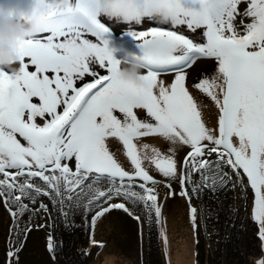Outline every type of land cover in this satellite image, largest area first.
Returning a JSON list of instances; mask_svg holds the SVG:
<instances>
[{
  "label": "snow or ice",
  "instance_id": "1",
  "mask_svg": "<svg viewBox=\"0 0 264 264\" xmlns=\"http://www.w3.org/2000/svg\"><path fill=\"white\" fill-rule=\"evenodd\" d=\"M164 2L145 0L128 33L140 48L142 87L117 78L121 62L110 47L111 30L123 25L111 13L99 15L94 0H80L71 25L50 26L25 41L15 71H0V198L15 237L9 264H18L27 233L44 226L33 224L37 213L58 214L69 234L62 247L74 242L78 213L94 229L121 210L141 234L144 225L151 232L162 223V206L161 181L150 170L169 190L178 186L194 230L193 194L229 182L250 188L264 242V0H210L207 12L187 11L171 25L141 19ZM211 106L217 121L209 127L203 110ZM145 138L167 141L171 154ZM113 141L125 161L111 150ZM47 249L55 259L51 234Z\"/></svg>",
  "mask_w": 264,
  "mask_h": 264
},
{
  "label": "rangeland",
  "instance_id": "2",
  "mask_svg": "<svg viewBox=\"0 0 264 264\" xmlns=\"http://www.w3.org/2000/svg\"><path fill=\"white\" fill-rule=\"evenodd\" d=\"M5 1L12 2L15 0ZM124 56L129 57L127 54H125ZM209 68L210 67L208 66V69ZM212 71L213 68L209 70V73H211ZM193 94L197 95L195 90H193ZM207 103L211 105L210 101H207ZM207 116L210 117L209 122L207 121L206 117H203L206 122V125L209 127L214 126L217 121L216 109L214 106L210 107V111ZM143 141L148 143L150 145V148L155 147L164 155L171 154L168 151V148L164 147V141L160 142L158 145L153 141V138H145ZM110 147L119 160H126V157H124L122 151H120V149H122L120 145L112 142ZM184 151L185 149L183 147L178 149V159H180ZM128 170L130 171L131 169L129 168ZM150 172L155 179L161 181V183L156 186V190L159 193L158 203L162 206L161 225L154 224L151 232H149L147 225H144L143 232L141 234V225L136 220H134L132 217L127 216V214L123 213L121 210H113L111 213L106 214L105 217L102 218V221L105 222H102L101 224L97 225V229L103 233V238H101L103 239V242L99 243V246L103 245V252L101 251L100 254H96L95 256H93V258L90 260L91 264H147L148 260L146 256V250H148L152 256L150 264L158 263V258H160L162 264H260L261 261H264V242L259 239V226L255 223L252 218L254 194L251 192V190L249 195H245L244 192L242 194L237 195L238 206H236V208L229 209L230 211L228 210L227 204L224 200H221L220 204L213 206L212 201L210 199L211 197L207 196L208 192H205L206 189L200 192L199 195L193 194L192 206L197 209L196 215L199 225V229L194 230L190 220L189 202L186 198L180 197L178 186L174 185V188L172 190H169L165 186L167 181L162 176H160L155 171L150 170ZM191 187L192 185H188L189 190L191 189ZM208 189L210 190V188ZM245 190L246 189H244V191ZM170 191H174L175 195H169ZM229 198L230 196L226 199L227 203ZM234 199H236V197L233 198V200ZM128 206L131 207V205ZM202 206H205L203 207V209H222L225 214L222 212L221 216H229L231 214L232 216L230 219V224L232 226L225 227L224 223L222 222V227H218V230H216L217 232L219 231V235L213 233V236L211 237V233L209 230L212 225L210 226V224H208V227L206 229L204 228L206 224L203 222V218L204 216H206V212H204L203 216L201 212ZM0 208L1 212L3 208L5 209V216L8 220L12 221L10 226L13 230L12 215L9 210L4 207V204L1 200ZM213 211L215 212V209ZM137 214H139L138 211ZM215 215H208V220H214ZM242 218H244V220L248 222V226H250V224L255 225L257 229L256 237L258 240V248L253 245V238L249 237V239L245 241L244 249L241 252V249L237 248V246L241 243L242 239L247 238V235L242 238H237L238 244L235 247V256H240L243 253V261H245V263L240 258L239 260L235 259L233 260V262H228L226 258V250H228L226 244L228 241L231 240L227 239L226 236H221L225 232H228L227 236H229V234L234 235L236 233V230L234 229H237L235 226L239 225V220ZM7 219L6 222L9 225L10 221H7ZM23 220L27 222L24 217ZM79 221L81 222V224L83 223L82 217L79 218ZM41 223L44 225V222H40L38 220V217L36 216L34 219V224ZM0 224L1 260L3 254L2 240L6 239L5 233L7 231V225H5L4 220H0ZM24 225L25 223L20 222L21 228H23ZM232 227L234 229H231ZM80 230L82 231V226L80 227ZM54 232L55 241L56 244H58L57 235L63 232V229L61 227H57L54 229ZM161 232L164 233L163 236L161 235ZM250 235L253 237L252 232H250L249 236ZM165 237L167 243H165ZM199 239H204L205 244L210 249L205 250L206 248L202 247L199 242ZM47 242L48 237H46L43 232L39 234L34 230L28 232L26 240H24L23 247L19 251L21 254L18 256V258H20L21 264H44L42 262L43 259L45 260V262L48 261L45 257L46 255L48 256V259L51 260L47 249ZM77 242L84 243V238L80 236L76 240H74L71 246L66 248L64 254L68 257V259L75 258L77 260H80V263L78 264H83L82 260L80 259V255L75 254V247L77 245ZM141 245H144L147 249L145 247H141ZM156 246L158 248L159 256L156 253ZM184 246H186L187 248L185 257L182 256L181 252ZM143 249H145V256H142ZM211 252L212 255H214V252H217L216 258L211 256ZM220 253H223V262L221 259H219ZM68 259H60L58 260V262L59 264H68ZM110 259L111 261H109ZM2 263L9 264L8 257L3 259ZM46 264L57 263L50 262Z\"/></svg>",
  "mask_w": 264,
  "mask_h": 264
},
{
  "label": "clouds",
  "instance_id": "3",
  "mask_svg": "<svg viewBox=\"0 0 264 264\" xmlns=\"http://www.w3.org/2000/svg\"><path fill=\"white\" fill-rule=\"evenodd\" d=\"M27 2L28 7L22 13L18 12L14 7L0 4V71H15L13 66L18 63L17 52L25 41L36 38L41 33H44L50 26L67 27L71 25L78 14L80 0H27ZM144 3L145 0H94L93 7L98 10L99 15L103 16L107 13H111V18L117 23H135L138 13L143 10L142 4L144 5ZM209 6L210 0H165L163 4H153L151 6V15L143 16L141 19H147L151 23L158 25H171L181 18L185 12H207ZM143 71L142 65L133 60L128 63L121 62L116 75L119 80L125 83L132 84L136 87H142L144 85V81L141 79ZM36 216L40 222H44V226L39 228L33 227L32 230L38 234L43 232L46 237L51 234L55 244L54 229L57 227L63 229V232L57 235V252L55 259H53L55 261L57 260L56 262H58L59 257L68 259L64 254L67 247H62V245L66 244L69 240V234L60 222L58 214L53 210L51 216H49L48 213H40L36 214ZM35 217H33V224ZM80 217L81 215L79 213L75 216V220L79 227L74 230V240L81 236L84 238V243L77 242L75 254L80 255L83 264H91L90 260L93 256L88 254L96 255L100 254L101 251L103 252V248L101 250L99 246V243L103 242V239H101L103 238V233L97 229V225L105 221H102V218L99 219L97 225L93 229L92 226L89 225L90 219L87 223L83 222L81 224L79 221ZM24 218L28 221V217L24 216ZM20 222L26 223L23 217ZM81 226L82 231L80 230ZM6 229L8 231L10 228L6 226ZM236 233L238 232L236 231ZM245 233L248 234L247 232ZM212 236L213 234H211V237ZM244 236L243 234L242 237ZM93 239L96 241V244L90 242ZM199 242L202 247L206 248L205 250L210 249L205 244L204 239H199ZM2 245L4 248V239L2 240ZM227 245H229V243ZM141 247L144 248L145 246L141 245ZM147 251L148 250H146V256L148 255L147 264H150L148 259L150 253L149 251L147 253ZM48 253L52 256L50 252ZM156 253L158 254L157 246ZM142 256H145V249L142 251ZM211 256L216 258L215 252L214 255H212L211 252ZM68 261V264L80 263V260L75 258L68 259Z\"/></svg>",
  "mask_w": 264,
  "mask_h": 264
},
{
  "label": "trees",
  "instance_id": "4",
  "mask_svg": "<svg viewBox=\"0 0 264 264\" xmlns=\"http://www.w3.org/2000/svg\"><path fill=\"white\" fill-rule=\"evenodd\" d=\"M232 208V207H231ZM229 225H227V227H228ZM254 230H256V229H254ZM229 231V230H228ZM250 232H252L253 233V229L251 228V227H248V234H246L245 232H238V233H235L234 235L232 234V235H230L229 234V236H227V233L228 232H225L221 237H224V236H226L227 237V239H230L231 241L229 242V245H227L226 244V247H227V249L228 250H226V258H227V260H228V262H233V260H235V259H238L239 260V258L243 261V259H244V254L242 253V255H240V256H235V247L237 246V244H238V240H237V238H240V237H242L243 236V234L246 236L247 235V238H245V239H242V241H241V243L237 246V248H239V249H241V252L243 251V249H244V243H245V241H247L248 239H249V237L250 238H253L252 239V242H253V245L256 247V248H258V240H257V237H256V233L255 234H253V237L250 235L249 236V234H250ZM227 242V243H228ZM229 246V247H228ZM217 252H215V254H216ZM50 256V259L52 260H49L48 259V256L46 255L45 257H46V259L48 260L47 262H45V260L43 259L42 260V262L44 263V264H46V263H50V262H56L54 259H53V257L51 256V255H49ZM148 256V255H147ZM159 256V255H158ZM151 258H152V256H151V254H150V257L148 258L149 259V261L151 262ZM219 259H223V253H220L219 254ZM244 263H245V261H243ZM57 263V262H56ZM237 263V262H236ZM58 264V263H57ZM156 264H162L161 263V260H160V258H158V263H156Z\"/></svg>",
  "mask_w": 264,
  "mask_h": 264
},
{
  "label": "bare ground",
  "instance_id": "5",
  "mask_svg": "<svg viewBox=\"0 0 264 264\" xmlns=\"http://www.w3.org/2000/svg\"><path fill=\"white\" fill-rule=\"evenodd\" d=\"M123 26H124V25H123ZM121 57L124 58V59L134 60L133 58H126V57H124V56H121ZM181 252H182V256L185 257V254H186V252H187V248H186V246L183 247V249H182ZM109 261H111V259H110Z\"/></svg>",
  "mask_w": 264,
  "mask_h": 264
}]
</instances>
